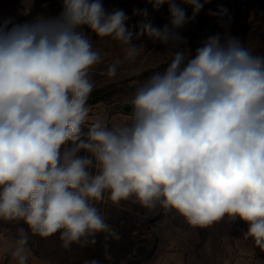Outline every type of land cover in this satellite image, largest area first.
Wrapping results in <instances>:
<instances>
[{
  "label": "clouds",
  "instance_id": "9594fccd",
  "mask_svg": "<svg viewBox=\"0 0 264 264\" xmlns=\"http://www.w3.org/2000/svg\"><path fill=\"white\" fill-rule=\"evenodd\" d=\"M147 2L154 11L168 4L170 23L156 27L147 9L134 10L135 39L178 50L136 88L128 121L111 126L103 116L89 123L90 70L101 55L84 29L135 61L144 46L132 43L123 10L63 0L55 19L0 24V220L27 225L6 245L14 264H29V231L59 233L64 249L94 244L99 233L119 239L94 204L105 192L114 203L174 210L193 228L240 219L264 250V55L217 33L186 57L178 30L209 0ZM121 63L108 67L110 79Z\"/></svg>",
  "mask_w": 264,
  "mask_h": 264
},
{
  "label": "rangeland",
  "instance_id": "374dc122",
  "mask_svg": "<svg viewBox=\"0 0 264 264\" xmlns=\"http://www.w3.org/2000/svg\"><path fill=\"white\" fill-rule=\"evenodd\" d=\"M247 1L246 6L230 20H219L216 15L210 14V10L216 13V3L204 4L195 19L178 30L185 41L180 45L185 56H188L187 49L194 55L202 45L205 40L203 25L210 19L218 21V33L222 39L227 34L255 54L264 55V0ZM100 2L108 13L123 10L129 17L126 27L133 31L132 43L144 46L135 61H127L124 60V46L119 42L110 37H96L87 28L84 29L93 41L94 50L101 55V62L90 70L94 91L109 94L105 100L88 105L89 123L103 116L111 126L128 121L130 112H124L122 107L130 105L136 88L147 77L167 67L178 49L154 42L147 36L135 39L142 17L134 15V10L147 9V19L154 26L163 28L170 23L168 4L154 11L147 0ZM179 6L186 10L188 17L192 16L191 6ZM62 11L63 0H39L36 4L26 3L25 0H0V24L10 19V29L14 24L32 23L41 17L55 19ZM118 59L122 63L117 66L116 77L110 79L106 75L107 69ZM93 92L88 102L93 99ZM84 127L86 130L88 123ZM94 204L119 239L109 237L105 240L106 233H99L94 244L83 247L73 244L69 249H64L59 233L41 238L29 231L28 247L32 253L29 264H85L92 260L99 264H264V250L256 247L252 238L244 236L248 225L240 219L232 222L225 217L207 228H193L174 210L165 211L161 207L149 210L133 199L114 203L109 192H105L103 199ZM21 227L27 230V225L22 221L0 220V248L6 250V245L18 237ZM0 259L1 264H14L7 251Z\"/></svg>",
  "mask_w": 264,
  "mask_h": 264
},
{
  "label": "built area",
  "instance_id": "2783aa9c",
  "mask_svg": "<svg viewBox=\"0 0 264 264\" xmlns=\"http://www.w3.org/2000/svg\"><path fill=\"white\" fill-rule=\"evenodd\" d=\"M216 3V13L220 9H227V14L221 17L220 15H216L219 20H230L234 18L238 11L243 9L248 3L247 0H233L229 5H225L223 0H215ZM203 37L207 39L211 35H215L219 32L218 21L210 19L206 21L203 25Z\"/></svg>",
  "mask_w": 264,
  "mask_h": 264
},
{
  "label": "trees",
  "instance_id": "16d2710c",
  "mask_svg": "<svg viewBox=\"0 0 264 264\" xmlns=\"http://www.w3.org/2000/svg\"><path fill=\"white\" fill-rule=\"evenodd\" d=\"M108 95H109L108 93H103V91L101 90H95L93 92V99L87 103L88 105L95 104L97 102L105 100V98L108 97Z\"/></svg>",
  "mask_w": 264,
  "mask_h": 264
},
{
  "label": "crops",
  "instance_id": "0c3cea01",
  "mask_svg": "<svg viewBox=\"0 0 264 264\" xmlns=\"http://www.w3.org/2000/svg\"><path fill=\"white\" fill-rule=\"evenodd\" d=\"M232 1L233 0H223L224 3H231ZM177 2L179 3V0H177ZM201 2L203 3V0H201ZM208 3H215V2H214V0H209ZM5 252H6L5 249L0 248V258L5 255ZM0 261H1V259H0Z\"/></svg>",
  "mask_w": 264,
  "mask_h": 264
},
{
  "label": "water",
  "instance_id": "95a60500",
  "mask_svg": "<svg viewBox=\"0 0 264 264\" xmlns=\"http://www.w3.org/2000/svg\"><path fill=\"white\" fill-rule=\"evenodd\" d=\"M26 1V0H25ZM39 0H30L31 4H36ZM124 112H131V106L130 105H124L122 107Z\"/></svg>",
  "mask_w": 264,
  "mask_h": 264
}]
</instances>
